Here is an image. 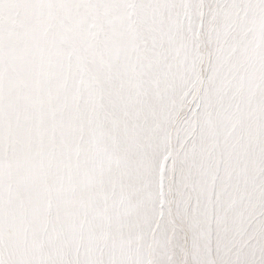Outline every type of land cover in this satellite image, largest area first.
<instances>
[{
  "label": "snow or ice",
  "instance_id": "1",
  "mask_svg": "<svg viewBox=\"0 0 264 264\" xmlns=\"http://www.w3.org/2000/svg\"><path fill=\"white\" fill-rule=\"evenodd\" d=\"M0 264H264V0H0Z\"/></svg>",
  "mask_w": 264,
  "mask_h": 264
}]
</instances>
